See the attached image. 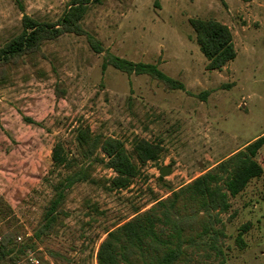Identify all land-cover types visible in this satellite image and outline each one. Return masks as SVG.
I'll list each match as a JSON object with an SVG mask.
<instances>
[{
	"label": "rangeland",
	"instance_id": "374dc122",
	"mask_svg": "<svg viewBox=\"0 0 264 264\" xmlns=\"http://www.w3.org/2000/svg\"><path fill=\"white\" fill-rule=\"evenodd\" d=\"M68 2L0 0V49L22 32L24 15L55 22ZM192 19L216 20L231 30L237 56L223 69L207 70ZM83 26L105 53L93 52L85 37L65 34L0 85V231L19 229L21 238L0 264H98L108 231L264 137V0H103ZM107 52L156 64L185 91L147 75L104 70ZM60 83L66 95L57 101ZM86 127L122 141L135 163L137 139L163 151L156 162L139 165L126 190H110L116 173L103 156L85 160L91 180L68 192L64 213L46 235L43 213L53 194L45 179L58 178L52 149L61 141L74 154ZM257 160L264 169V145ZM164 167L171 173L162 177ZM230 203L218 226L227 264H264V173Z\"/></svg>",
	"mask_w": 264,
	"mask_h": 264
},
{
	"label": "trees",
	"instance_id": "16d2710c",
	"mask_svg": "<svg viewBox=\"0 0 264 264\" xmlns=\"http://www.w3.org/2000/svg\"><path fill=\"white\" fill-rule=\"evenodd\" d=\"M102 3L103 0H69L65 12L55 22H41L24 15L22 32L0 49V85L27 61L35 64L44 55L43 46L65 34L85 37L93 52L105 53L102 42L83 26L90 8ZM190 24L208 61L207 70H221L236 58L234 37L228 26L204 19H192ZM102 67H112L127 75H147L169 90L185 91L182 82L166 75L156 64L134 63L107 52ZM65 95L66 90L58 84L56 100ZM24 120L35 124L31 118ZM133 145L136 163L122 141L95 134L90 127L79 130L74 154L68 152L63 142H57L52 149V162L58 178L51 182L45 179L53 197L44 210L41 233H53L59 215L64 213L68 192L91 180L82 165L85 160L103 156V163L116 173L109 182L110 190H126L139 175V165L156 162L163 151L144 139L135 140ZM263 145L261 137L148 211L108 231L97 254L98 264H227L220 242L225 237L223 227L218 228L222 226L220 215L231 209V198L262 177L264 169L257 156ZM19 235V229L0 231V261L14 252Z\"/></svg>",
	"mask_w": 264,
	"mask_h": 264
},
{
	"label": "water",
	"instance_id": "95a60500",
	"mask_svg": "<svg viewBox=\"0 0 264 264\" xmlns=\"http://www.w3.org/2000/svg\"><path fill=\"white\" fill-rule=\"evenodd\" d=\"M170 173H171V168H170V167H164V168H162L161 171H160V175H161L162 177L167 176V175H169Z\"/></svg>",
	"mask_w": 264,
	"mask_h": 264
},
{
	"label": "built area",
	"instance_id": "2783aa9c",
	"mask_svg": "<svg viewBox=\"0 0 264 264\" xmlns=\"http://www.w3.org/2000/svg\"><path fill=\"white\" fill-rule=\"evenodd\" d=\"M19 240H21V238H18ZM32 263H38L37 261H34V259H30Z\"/></svg>",
	"mask_w": 264,
	"mask_h": 264
}]
</instances>
